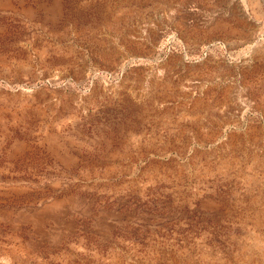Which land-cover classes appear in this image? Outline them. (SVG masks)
Returning a JSON list of instances; mask_svg holds the SVG:
<instances>
[{
	"label": "rangeland",
	"instance_id": "obj_1",
	"mask_svg": "<svg viewBox=\"0 0 264 264\" xmlns=\"http://www.w3.org/2000/svg\"><path fill=\"white\" fill-rule=\"evenodd\" d=\"M0 264H264V0H0Z\"/></svg>",
	"mask_w": 264,
	"mask_h": 264
}]
</instances>
